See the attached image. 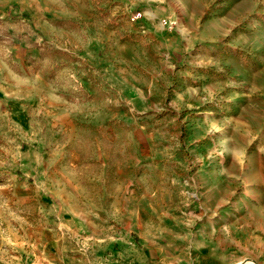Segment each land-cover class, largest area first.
Segmentation results:
<instances>
[{"label":"rangeland","instance_id":"obj_1","mask_svg":"<svg viewBox=\"0 0 264 264\" xmlns=\"http://www.w3.org/2000/svg\"><path fill=\"white\" fill-rule=\"evenodd\" d=\"M33 263L264 264V0H0V264Z\"/></svg>","mask_w":264,"mask_h":264},{"label":"crops","instance_id":"obj_2","mask_svg":"<svg viewBox=\"0 0 264 264\" xmlns=\"http://www.w3.org/2000/svg\"><path fill=\"white\" fill-rule=\"evenodd\" d=\"M17 188H18V191H19V193L16 196L18 201L26 202L27 199H29V197H31L33 195L32 193H33L34 188H33L32 185H29L27 182L19 184L17 186ZM61 192H63V196L62 197H57L58 195L61 196L60 195ZM67 194H68V188H66L64 186H63V189H60V188L56 189L55 190V194H54L55 202L59 203L62 206H65L66 203L69 200H71L70 199L71 196H72V200H76L77 199L74 191H73V193H71L72 195H70V196L68 195V196H66L64 198V196L67 195ZM67 205L71 206L69 203Z\"/></svg>","mask_w":264,"mask_h":264},{"label":"built area","instance_id":"obj_3","mask_svg":"<svg viewBox=\"0 0 264 264\" xmlns=\"http://www.w3.org/2000/svg\"><path fill=\"white\" fill-rule=\"evenodd\" d=\"M33 264H38V263H33ZM39 264H44V263H39Z\"/></svg>","mask_w":264,"mask_h":264},{"label":"bare ground","instance_id":"obj_4","mask_svg":"<svg viewBox=\"0 0 264 264\" xmlns=\"http://www.w3.org/2000/svg\"><path fill=\"white\" fill-rule=\"evenodd\" d=\"M253 261V260H252Z\"/></svg>","mask_w":264,"mask_h":264}]
</instances>
